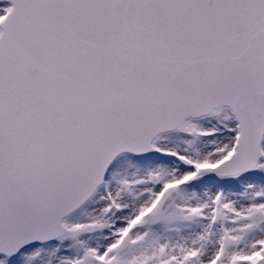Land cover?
Wrapping results in <instances>:
<instances>
[{
  "label": "snow or ice",
  "instance_id": "obj_1",
  "mask_svg": "<svg viewBox=\"0 0 264 264\" xmlns=\"http://www.w3.org/2000/svg\"><path fill=\"white\" fill-rule=\"evenodd\" d=\"M0 264H264V0H0Z\"/></svg>",
  "mask_w": 264,
  "mask_h": 264
}]
</instances>
